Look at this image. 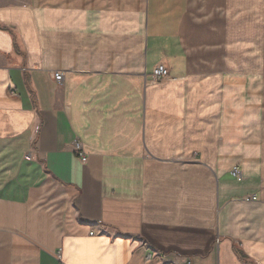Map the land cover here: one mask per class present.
Wrapping results in <instances>:
<instances>
[{"label": "crops", "instance_id": "obj_1", "mask_svg": "<svg viewBox=\"0 0 264 264\" xmlns=\"http://www.w3.org/2000/svg\"><path fill=\"white\" fill-rule=\"evenodd\" d=\"M148 248L264 264V0H0V264Z\"/></svg>", "mask_w": 264, "mask_h": 264}, {"label": "built area", "instance_id": "obj_2", "mask_svg": "<svg viewBox=\"0 0 264 264\" xmlns=\"http://www.w3.org/2000/svg\"><path fill=\"white\" fill-rule=\"evenodd\" d=\"M53 79L55 82L60 83L62 80V74L59 73H54L53 74ZM169 71L167 69V67L163 64H158L155 67L152 68L151 70V77H150V83L151 84H157V83H161V82H165L167 80H169ZM72 152L76 154L78 160L82 163V164H86L87 163V156L84 155L83 151H82V146L79 142H74L72 145ZM39 158V153L36 150H32L27 152L24 155L23 160L25 162H33L36 161ZM230 175L232 178L235 179V181L237 182H241L242 178L240 176V173L238 171L237 167H234L231 172ZM245 201H254L255 198L252 197H246L244 198ZM144 246H147L146 244H144ZM148 254L146 256L147 260H151V259H158L160 264H191V260L188 257H184V256H179V255H163L159 252H154L151 251L148 248Z\"/></svg>", "mask_w": 264, "mask_h": 264}]
</instances>
